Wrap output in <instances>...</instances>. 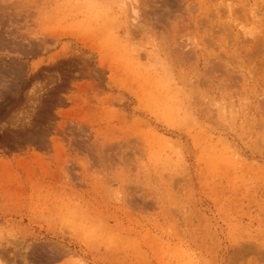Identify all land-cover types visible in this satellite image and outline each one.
Segmentation results:
<instances>
[{
	"label": "rangeland",
	"instance_id": "obj_1",
	"mask_svg": "<svg viewBox=\"0 0 264 264\" xmlns=\"http://www.w3.org/2000/svg\"><path fill=\"white\" fill-rule=\"evenodd\" d=\"M0 264H264V0H0Z\"/></svg>",
	"mask_w": 264,
	"mask_h": 264
},
{
	"label": "bare ground",
	"instance_id": "obj_2",
	"mask_svg": "<svg viewBox=\"0 0 264 264\" xmlns=\"http://www.w3.org/2000/svg\"><path fill=\"white\" fill-rule=\"evenodd\" d=\"M229 9V8H228ZM149 11V10H148ZM151 14V13H150ZM152 15V14H151ZM158 15V14H157ZM244 18V17H243ZM155 19V18H154ZM256 22V21H255ZM158 23V22H157Z\"/></svg>",
	"mask_w": 264,
	"mask_h": 264
}]
</instances>
